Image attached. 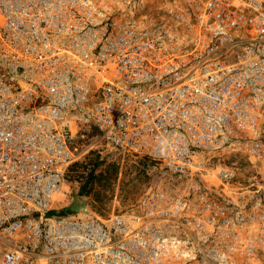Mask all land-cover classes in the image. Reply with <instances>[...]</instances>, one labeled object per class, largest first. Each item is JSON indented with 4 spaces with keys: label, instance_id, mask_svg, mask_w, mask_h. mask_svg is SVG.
I'll list each match as a JSON object with an SVG mask.
<instances>
[{
    "label": "built area",
    "instance_id": "obj_1",
    "mask_svg": "<svg viewBox=\"0 0 264 264\" xmlns=\"http://www.w3.org/2000/svg\"><path fill=\"white\" fill-rule=\"evenodd\" d=\"M81 126L162 169L131 211L49 215L96 147ZM230 155L261 175L244 184ZM263 247L264 0H0V264H255Z\"/></svg>",
    "mask_w": 264,
    "mask_h": 264
},
{
    "label": "rangeland",
    "instance_id": "obj_2",
    "mask_svg": "<svg viewBox=\"0 0 264 264\" xmlns=\"http://www.w3.org/2000/svg\"><path fill=\"white\" fill-rule=\"evenodd\" d=\"M84 131L89 132V129L84 128ZM93 143L96 145L95 149L82 157L73 168L84 172L85 167L100 156L101 164L89 186V194L78 198L81 184L66 182L54 203V208L59 211L49 215H66L78 211L106 218L112 214L131 211L141 197L157 185L158 177L163 173L160 166L150 170L139 157L114 149L98 138ZM225 159L237 164L244 184L251 183L252 177L261 175L260 169L255 168L244 155H230ZM214 161L219 164L218 159Z\"/></svg>",
    "mask_w": 264,
    "mask_h": 264
},
{
    "label": "trees",
    "instance_id": "obj_3",
    "mask_svg": "<svg viewBox=\"0 0 264 264\" xmlns=\"http://www.w3.org/2000/svg\"><path fill=\"white\" fill-rule=\"evenodd\" d=\"M84 128L89 129L88 131H84ZM100 136V131L95 127V126H81L78 136L76 138V143L80 147H85L88 146L89 144L93 143V141ZM91 152V151H90ZM89 152V153H90ZM144 160V165L149 167L150 170L152 167H155V165L150 164L146 159L141 158ZM101 164V158L100 156L90 162L88 166L85 167V171H79V170H73L74 167L77 166V162L71 165L69 168L67 175H66V182L68 183H75L78 182L81 184V187L78 191L77 197L78 198H83L89 194V186L93 182L95 175L98 172V168ZM75 208V207H72ZM54 211H59L57 209L52 210L50 213ZM79 213L78 211H73L71 213H68L66 215H71V214H77ZM64 215V216H66ZM63 216V215H62Z\"/></svg>",
    "mask_w": 264,
    "mask_h": 264
},
{
    "label": "crops",
    "instance_id": "obj_4",
    "mask_svg": "<svg viewBox=\"0 0 264 264\" xmlns=\"http://www.w3.org/2000/svg\"><path fill=\"white\" fill-rule=\"evenodd\" d=\"M255 264H264V247L259 251L258 259Z\"/></svg>",
    "mask_w": 264,
    "mask_h": 264
}]
</instances>
